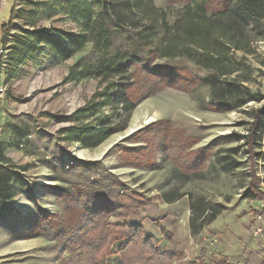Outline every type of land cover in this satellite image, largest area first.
Listing matches in <instances>:
<instances>
[{
	"label": "rangeland",
	"instance_id": "1",
	"mask_svg": "<svg viewBox=\"0 0 264 264\" xmlns=\"http://www.w3.org/2000/svg\"><path fill=\"white\" fill-rule=\"evenodd\" d=\"M243 1L233 0L231 8L245 10ZM153 3L167 12L169 25L180 18L181 5L173 0ZM96 4V0H0V11L11 13L4 31L9 49L0 68V84L5 87L0 99V156L16 173L14 213L5 218L7 227L0 228V264H61L59 257L67 252L40 234L39 223L43 220L50 229L66 219L57 187L65 190L75 171L88 168L90 162L101 163L148 200L127 218L111 216L110 223L141 226L157 240L159 251L183 253V263L264 264V200L245 197L250 180L246 136L254 110L264 105V0L248 5L246 10L255 16H249L245 26L239 15L233 21L222 18L232 26L234 41L248 40L245 49L228 48L231 58L224 65L236 69L233 74L218 76L188 60H174L190 72L189 85L163 87L132 104L119 87L96 115L85 117L88 109L81 110L104 92L110 80L127 78L122 74L68 79L79 60L83 65L74 69L77 73L95 59L85 24L94 19ZM116 7L124 24L144 22L143 14L122 0ZM235 78H247L243 87L255 97L240 107L235 105L246 90L225 83ZM104 100L103 95L95 99ZM154 113V120L142 123ZM261 117L256 136L261 144L256 150L263 155L264 113ZM165 123L169 133L179 130L195 141L183 156L174 154V147H147L150 131ZM85 124L120 131L87 148L64 132ZM232 134L235 139H230ZM183 162L191 165L187 172L181 169ZM255 170L264 193L262 156ZM120 246L113 245L107 264H118Z\"/></svg>",
	"mask_w": 264,
	"mask_h": 264
},
{
	"label": "trees",
	"instance_id": "2",
	"mask_svg": "<svg viewBox=\"0 0 264 264\" xmlns=\"http://www.w3.org/2000/svg\"><path fill=\"white\" fill-rule=\"evenodd\" d=\"M96 1L94 19H89L90 24H85L93 44L95 59L89 66H83L82 69L86 70L77 73L74 69L83 65V60H79L70 71L68 79L122 74L127 78L124 82L110 80L104 92L96 94L90 105L81 110L85 112L88 109L85 117L96 115L100 107L113 98L119 87L126 92V99L132 104L152 96L163 87H182L187 83L189 85L190 72L174 60H188L196 66L217 73L218 76L233 74L236 69L224 65L227 58H231L228 57V48L245 49L248 40L244 41L239 37L234 41V37H230L233 33L232 26L222 22V18L233 21L234 15H239L244 25L249 16H255L253 12L246 10L248 5L259 0H244L241 5L246 6L245 10H233V0H173L181 5L180 18L176 19L173 26L168 23L167 12L158 9L153 0H122L129 9L143 14L144 22L140 25H126L122 22L116 7L117 0ZM86 17L85 13L84 18ZM6 25L2 28V44H6L8 35L4 33L7 30ZM246 79L235 78L226 80L225 83L227 86L246 90L242 83ZM102 95L105 96L104 101H95ZM251 99L255 97L246 90L235 106L240 107ZM222 102L221 99L220 103ZM263 113L264 105L254 110V118L246 136L250 180L245 197L248 199L264 200V193L257 186L255 170L258 157L264 158V154L256 150V146L261 144L256 141V136L263 121ZM167 124H161L150 131L149 138L145 141L147 147H174V154L181 157L195 141L179 130L171 129L169 133ZM116 131L120 129L111 126L99 129L87 124L64 129L68 139L87 148L98 145L107 135ZM235 137L236 134H232L230 139ZM88 139L94 141L90 143L87 142ZM204 150L205 148L199 149L200 152ZM8 164L9 161L0 156V221L14 213L13 179L16 173ZM86 164L89 167L85 165L75 171L72 183L65 190L61 189L63 186L57 187L64 199L66 219L52 225L50 229H45L50 225H44L43 220L39 223L42 227L40 234L48 240H56L60 250L67 252L68 256L59 257L61 264H107L112 247L117 242L121 243L118 264H205L202 261L183 263V253L175 249L159 251L157 240L141 226L110 223L111 216L127 218L137 213L148 200L118 180L115 175L106 172L101 163ZM180 165L186 172L191 167L184 162ZM88 169L95 171H86Z\"/></svg>",
	"mask_w": 264,
	"mask_h": 264
},
{
	"label": "crops",
	"instance_id": "3",
	"mask_svg": "<svg viewBox=\"0 0 264 264\" xmlns=\"http://www.w3.org/2000/svg\"><path fill=\"white\" fill-rule=\"evenodd\" d=\"M8 12V13H7ZM10 11H0V50L3 51V53H0V68L4 66V57L6 56V52L8 51V46H6V44H2L1 40H2V28L4 26V24H7L8 21H10ZM7 43V42H6ZM2 69V68H1ZM7 219L0 221V228H2V226L5 228L7 226L6 223Z\"/></svg>",
	"mask_w": 264,
	"mask_h": 264
},
{
	"label": "bare ground",
	"instance_id": "4",
	"mask_svg": "<svg viewBox=\"0 0 264 264\" xmlns=\"http://www.w3.org/2000/svg\"><path fill=\"white\" fill-rule=\"evenodd\" d=\"M146 116V115H145ZM156 117V115H155V113L154 114H149L148 116H146L145 118H144V120H142L143 122L142 123H146V122H149V121H152V120H154V118ZM135 120V119H134ZM139 124V123H138ZM140 125V124H139ZM138 127V126H137ZM129 132V131H128ZM127 132V133H128ZM118 139V138H117ZM78 155L80 156V157H84L83 156V154H82V150H78Z\"/></svg>",
	"mask_w": 264,
	"mask_h": 264
},
{
	"label": "built area",
	"instance_id": "5",
	"mask_svg": "<svg viewBox=\"0 0 264 264\" xmlns=\"http://www.w3.org/2000/svg\"><path fill=\"white\" fill-rule=\"evenodd\" d=\"M0 53H3V51L0 50ZM4 94H5V87L0 84V99L3 98Z\"/></svg>",
	"mask_w": 264,
	"mask_h": 264
}]
</instances>
